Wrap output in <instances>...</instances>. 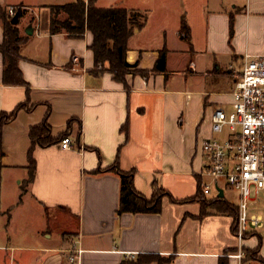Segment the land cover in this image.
Segmentation results:
<instances>
[{
	"label": "crops",
	"instance_id": "obj_1",
	"mask_svg": "<svg viewBox=\"0 0 264 264\" xmlns=\"http://www.w3.org/2000/svg\"><path fill=\"white\" fill-rule=\"evenodd\" d=\"M44 2L0 0L8 12L22 7L31 13L19 29L30 38L20 69L31 89L32 109L2 130L0 216L9 217L13 231L30 216L41 221L49 241L61 227L66 232L60 246L69 241L72 247L15 249L10 239L6 247L0 245V264L3 253L11 254L6 256L10 264H123L139 256L173 258L172 264H238L229 258L238 246L234 219L213 214L200 220V205H174L168 199L159 216H119L121 178L104 171L119 157L122 172H137L135 189L147 199L156 185L177 201L196 197L199 182L210 179L202 146L213 138V116L218 110L232 112L245 59L264 56V0H148L130 9L98 1L99 9H124L148 19L129 43L127 60L136 69L127 78L128 89L102 68L95 70L90 34L83 39L50 35L53 6ZM183 19L189 29L185 37ZM163 53L166 72L154 73ZM3 71L0 53V116L12 115L27 101L26 88L2 85ZM49 113L55 139L76 121L70 136L75 149L36 150L35 181L27 185L30 131ZM127 124L128 141L122 133ZM222 183L210 186L227 201V192L234 191ZM255 240L248 245L255 246Z\"/></svg>",
	"mask_w": 264,
	"mask_h": 264
},
{
	"label": "trees",
	"instance_id": "obj_2",
	"mask_svg": "<svg viewBox=\"0 0 264 264\" xmlns=\"http://www.w3.org/2000/svg\"><path fill=\"white\" fill-rule=\"evenodd\" d=\"M99 0H78L77 3L67 6H57L49 8L51 12L50 35L67 36L71 39H83L87 34L93 37L91 51L95 58V70L102 74H108L113 77L116 83L128 87L127 78L136 67H132L127 60L129 53V43L134 37L136 31H141L146 27L147 17L140 13L129 12L124 9H99L97 3ZM16 17L20 22L27 16L28 12L24 8H14ZM15 18L8 15V10L0 7V21L4 30V43L0 46V53L4 60V71L2 85L8 88H26L27 101L19 106L12 115L0 116V157L3 156L2 149V130L4 127L14 123L20 113L31 112V89L25 81L20 69V63L23 60L22 51L30 38L22 35L19 27L13 25ZM189 33L186 20L182 21V36ZM234 19L231 21V38L234 37ZM166 55L163 53L154 73L166 72ZM95 71V72H96ZM137 75H146L144 72H137ZM50 113L47 115L43 124L33 128L30 131L31 150L29 152V172L30 179L27 183L32 184L35 181L37 173V163L34 158L36 150H48L60 146L62 142L71 136L72 125L69 124L67 134L55 139L53 129L49 123ZM122 133L126 135V141L129 139L128 124L123 128ZM120 153V152H119ZM104 172L116 173L121 178V194L119 216L123 215H155L163 213V202L168 199L174 205L197 204L201 207L200 220H205L210 215L230 217L235 221L234 234L239 220V209L226 200H220L218 197L209 200L205 196V187L202 182L198 184L197 195L193 199L186 201L175 200L170 193L159 186H155L151 199H147L139 194L135 189V177L137 172H122L119 166V157L115 165ZM99 173V172H98ZM97 175V173L95 174ZM250 237H259L253 234ZM249 237V238H250ZM262 243H260L261 245ZM262 248V246H260ZM259 250V249H258ZM248 258L246 263L257 262L258 251L251 252L247 250ZM173 258H162L159 256H139L135 261H127L123 264H172Z\"/></svg>",
	"mask_w": 264,
	"mask_h": 264
},
{
	"label": "built area",
	"instance_id": "obj_3",
	"mask_svg": "<svg viewBox=\"0 0 264 264\" xmlns=\"http://www.w3.org/2000/svg\"><path fill=\"white\" fill-rule=\"evenodd\" d=\"M8 15L15 18L16 11L10 9ZM233 99L232 113L215 112L213 138L204 142L202 152L207 165L206 176L214 183L225 182L239 195L235 233L238 246L229 258L238 264H250L246 263L248 239L264 231V56L245 59ZM226 131L225 142L216 139ZM60 148L63 152H71L75 145L69 137ZM204 193L211 198L213 188L206 186ZM78 258L79 255L73 257L71 262L77 263Z\"/></svg>",
	"mask_w": 264,
	"mask_h": 264
},
{
	"label": "rangeland",
	"instance_id": "obj_4",
	"mask_svg": "<svg viewBox=\"0 0 264 264\" xmlns=\"http://www.w3.org/2000/svg\"><path fill=\"white\" fill-rule=\"evenodd\" d=\"M101 2V6L111 7H121L130 9L133 7L144 5L148 0H99ZM78 0H45L44 5L45 6H67L77 3ZM243 3H246V0H243ZM148 5V4H147ZM31 15V13L28 12L27 16ZM26 16V17H27ZM33 18V17H32ZM34 20V19H33ZM35 21V20H34ZM33 21V22H34ZM43 22H45L43 18ZM21 25V22H20ZM228 113H232L230 111H227ZM228 136V131H226L225 135L222 137H219L218 140L220 142H225L226 138ZM217 139V138H216ZM213 181L210 179L204 180V186H210L212 185ZM222 186L225 187V183H222ZM213 188V186H211ZM214 198L209 199L213 200L218 197L216 192L214 191L213 194ZM227 202L238 205V194L236 192H227L226 196ZM198 207V206H196ZM255 212H252L254 214ZM55 215L54 213H50V216L52 217ZM43 224V222H42ZM10 220L7 215H1L0 216V245L5 246L9 245V240L12 239L14 243L12 244L15 249H22V248H31V247H41V248H51V249H59L61 251H66L68 248L72 247V243L67 241L66 246L62 247L60 246V241H62V237H64V234L66 232L65 229L59 228L56 229V231L52 232L50 235L53 236V240L49 241L47 238H45L44 233L41 229V221H35V218L32 219L30 216L27 219H24V221H21L20 224H18L14 231L13 229L9 228ZM259 237H253L255 238V246L252 244L248 245V242L246 244L247 248L255 247V251H258V263L264 264V258L261 257V253L264 256V231L260 232ZM65 238V237H64ZM252 237H250L248 240H250ZM260 243H262L260 245ZM262 246V248L260 247ZM259 249V250H258ZM20 254V253H18ZM7 255L11 254H5L3 253V264H10L9 258H6ZM34 254L30 253V256H33ZM39 258L44 259L45 256L43 254L37 255ZM65 260L68 258L67 256H64ZM256 263V262H255Z\"/></svg>",
	"mask_w": 264,
	"mask_h": 264
},
{
	"label": "water",
	"instance_id": "obj_5",
	"mask_svg": "<svg viewBox=\"0 0 264 264\" xmlns=\"http://www.w3.org/2000/svg\"><path fill=\"white\" fill-rule=\"evenodd\" d=\"M19 23H20V20H19V18L18 17H15V19H14V21H13V25L15 26V27H18L19 26ZM33 34H29L28 33V36H32ZM219 199L220 200H224L225 199V195H224V193L222 192V191H219Z\"/></svg>",
	"mask_w": 264,
	"mask_h": 264
}]
</instances>
